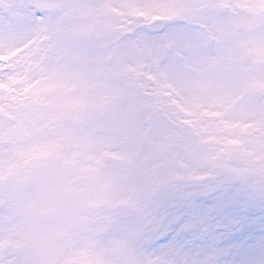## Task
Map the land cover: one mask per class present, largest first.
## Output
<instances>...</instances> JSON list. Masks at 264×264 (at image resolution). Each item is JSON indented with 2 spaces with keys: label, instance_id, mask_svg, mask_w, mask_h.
Masks as SVG:
<instances>
[{
  "label": "snow or ice",
  "instance_id": "1",
  "mask_svg": "<svg viewBox=\"0 0 264 264\" xmlns=\"http://www.w3.org/2000/svg\"><path fill=\"white\" fill-rule=\"evenodd\" d=\"M0 264H264V0H0Z\"/></svg>",
  "mask_w": 264,
  "mask_h": 264
}]
</instances>
